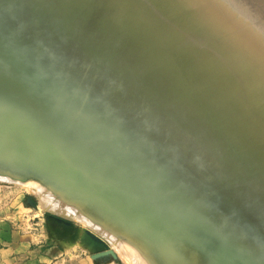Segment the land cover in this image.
I'll list each match as a JSON object with an SVG mask.
<instances>
[{"label": "bare ground", "instance_id": "bare-ground-1", "mask_svg": "<svg viewBox=\"0 0 264 264\" xmlns=\"http://www.w3.org/2000/svg\"><path fill=\"white\" fill-rule=\"evenodd\" d=\"M32 1L34 2V0ZM111 1L140 33L157 47L162 55L163 43L167 39L165 33L157 27L152 19L147 2L145 0ZM153 1L164 13V18L170 29L179 34L183 40V46L192 47L196 51V54L192 53L194 56L199 57L198 54H200L207 60L209 65L205 68L211 75L213 71H217L219 77L228 82V85H224L218 78L214 77L213 79L211 75L203 73L207 77V81H211L209 85H213L214 90L199 91L201 76L192 67L190 69L182 57L176 54L172 47L168 46L172 50H166L164 53L168 56V65L171 71L178 76L177 81L179 82L177 84L180 87H185L183 90L187 95L206 112L211 120L218 123V126L230 135L241 149L251 148L252 157L258 163H255L256 166L258 167L260 162L263 170L264 165L260 157H264L261 150L264 149V144L263 142L260 143L259 139H254V142L248 135V133H252V126L246 128L247 124H250L249 118L246 116L243 119L239 116L236 105L237 101L243 103L249 115L264 127V26H261L264 22V0ZM41 3L49 11L56 13L65 25L70 26L78 33L77 37L90 40L105 55L114 58L115 64H119L116 54L119 46H122L120 36L108 24L107 18L105 19L106 16L104 17L106 12L103 11L102 13L99 9L101 5L98 6L94 0H41ZM1 18L0 16V47H2L0 55L3 54L2 57L4 58L0 63V130L9 127L18 135L16 136L17 141L14 143L15 147H13V150L18 151V153L7 149L3 152L0 151V157H39L41 167L37 170L34 166L33 170L36 169L43 174L48 171L53 172L42 165V158L57 153L56 151L52 153L51 149L49 150L54 137L57 138L56 143L60 149L69 150L65 142H67L66 136L68 140L70 136L65 131L78 126L79 124L76 123L79 120L83 122L85 131L89 129L87 134L91 146H94L95 142L98 141L96 138L107 141L105 151L113 150L115 153L110 155L108 152L106 156L113 162L116 161L118 152L116 147L112 145H109L108 149V143H116L110 137L111 134L119 140L118 144L129 147L131 157H121L124 161L119 166L125 168L128 175L140 174L147 179V182L140 183L138 186L137 184H128L129 186L133 185L134 190L136 187L138 198H144L148 202L154 201L155 205H158L156 202H160L163 206L170 203L171 207L167 206L169 209H157L162 213L170 212L174 203V207L180 210L186 209V211L192 210V207H197V204H200L197 210L202 221L199 223L201 226L200 233L201 235H208V228L219 222L213 214L215 211L201 201L199 197L202 193L195 192V189L189 184H184V182L181 184L178 177L183 178L184 173L177 174L173 171L171 157H163L164 154L158 152H156L158 157H154L152 150L148 149L146 152L139 150L140 157H138L137 134L132 132V124L127 126L122 114L104 109L103 103H90L82 112L73 108H66L75 101H85L84 94L72 83L71 77L58 66L55 61L56 58L54 59L50 54H47L44 49L42 53L35 50L26 39L15 32L17 28L14 25L5 23ZM4 28H7L8 31L3 32ZM77 37L72 40H76ZM125 72L130 77L134 76L135 73L126 70ZM141 78H143L142 81L146 89L149 90L151 98L160 103L168 111V115L176 114L177 119L185 124L184 126L189 132L199 128V124L192 118L193 116L187 114L185 110L174 103L173 97L169 96L161 83L156 80L148 81L142 76ZM227 86H230L234 98L229 97L228 93L227 97H224ZM232 101L234 104L231 103ZM175 105L178 107L176 111ZM167 117L169 118V116ZM203 134L211 137L205 132ZM51 136L53 137L52 141L50 140ZM245 137L248 138L249 142H254L257 145L253 143L257 147V153L254 152L250 143L245 141ZM197 139L208 142L210 150L215 151L211 142V140L213 141L212 137L209 140L204 135L198 134ZM214 144L217 146L215 142ZM217 148L221 150L218 146ZM219 152L221 151L216 153L218 156ZM227 153L226 151L221 158L243 175L264 197V189L256 177L258 175L255 174L256 176H254L252 173L248 174L243 171L242 167L236 164L233 159L230 160L227 157ZM80 156L84 157L83 155ZM69 157H74V159L63 161L64 163L60 164L62 169L70 172L69 174L79 172L78 160L75 158L79 155L75 151H70ZM132 158H136L141 163L135 162ZM65 166L68 168L66 169ZM162 169L173 173V178L166 177ZM81 173H85V171H81ZM157 175H160L161 181L157 179ZM178 183L185 186L187 190L178 192L175 189L174 191L170 189L174 185H179ZM189 194L195 195V198L189 197ZM226 195L235 205L247 213V222L254 230L258 231V236L264 239V221L261 219L262 224L259 219L254 218L253 214L243 207L233 194L227 191ZM169 197L171 200H168ZM42 199L41 201L45 204L44 199L46 202V198ZM63 201L60 200L56 205L54 204V207L58 206V209L66 210L65 203L67 201L65 203ZM79 207L74 205V213H79ZM151 213L153 216L157 215L154 210ZM182 215L183 213H181ZM231 217L227 213L229 221H231ZM77 218L79 217L77 216ZM88 219L90 218L88 217ZM184 222L185 220H183ZM170 226L175 229L177 227L176 225ZM185 229V224L177 227V230L183 232ZM249 232L244 225L238 229L230 226L218 235V238L213 242L214 251L220 264H264V261L253 250V246L247 241ZM201 235L199 236L201 237ZM86 237L88 236L86 235Z\"/></svg>", "mask_w": 264, "mask_h": 264}, {"label": "water", "instance_id": "water-1", "mask_svg": "<svg viewBox=\"0 0 264 264\" xmlns=\"http://www.w3.org/2000/svg\"><path fill=\"white\" fill-rule=\"evenodd\" d=\"M0 16L17 28L15 32L19 36L56 58L58 66L71 77L72 83L84 94L85 101H75L66 108L82 112L90 103L99 102L104 104V109L122 114L127 126L132 124V132L137 134L138 157H140L139 150L146 152L147 149L152 150L154 157H158L156 152L163 153V157H171L173 171L177 174L184 173L183 178L178 177L180 181L189 184L195 192L202 193L199 198L215 211L213 214L219 222L208 228V235H201L199 223L202 221L197 213L200 204L186 211V209H177L174 203L173 211L162 213L157 209L170 208V203L163 206L160 202H156L158 205H155L154 201L148 202L144 198H138L136 187L134 190L133 185L128 184L138 186L147 182V179L140 174L128 175L126 169L119 166L124 161L121 157H131L129 147L118 144V141L108 143V149L109 145H112L118 152V157L113 162L106 156L109 152V150L105 151L107 141L96 138L98 141L91 146L87 134L89 129L85 131L83 122L79 120L78 122L76 120L78 126L73 125L75 128L65 131L70 136L69 140L66 136L67 142H65L69 150L60 149L56 143L57 138L54 137L49 150L57 153L42 158V165L54 171L56 181L28 172L21 166L20 162H26L30 166L29 162L35 157H0V172H15L23 176L34 175L42 178L45 184L52 185L50 187L56 188L57 191H68L71 195L82 199L97 217L112 226L119 234L132 241L142 239L147 243L146 246L151 250L158 264H185L180 257L185 259L187 264H220L214 251L213 241L227 227L238 229L242 225L250 231L248 243L264 261V239L258 236V231L247 222V213L226 195L228 190L237 194L264 221V197L243 175L224 159L204 148L193 136L187 135L176 121L154 108L118 74L80 48L67 33L62 31L55 20L41 11L32 0H0ZM2 31L8 30L4 28ZM2 56L3 54L0 55V63L4 58ZM16 136L18 135L9 127L0 130V151L11 149L12 152L18 153L13 150L17 141ZM52 139L51 136L50 140ZM70 151H75L79 155L75 157L78 160L79 172L71 173L75 176L64 171L60 165L63 161L74 159L69 157ZM109 153L113 155L112 153L115 152L111 150ZM58 155L61 157H54ZM176 187L170 189L174 191ZM168 200L171 198L169 197ZM152 210L156 211V216L152 215ZM227 213L233 217L231 221L228 220ZM59 221L73 225L70 221L63 219ZM184 224L185 232L177 230V227ZM170 225L177 227L169 230L167 228H173ZM85 232L101 244V247L92 251L108 248L105 241L94 231L85 230ZM176 240L184 242L189 250L180 254L170 251L168 246ZM92 257L96 260L103 255L94 254Z\"/></svg>", "mask_w": 264, "mask_h": 264}, {"label": "rangeland", "instance_id": "rangeland-1", "mask_svg": "<svg viewBox=\"0 0 264 264\" xmlns=\"http://www.w3.org/2000/svg\"><path fill=\"white\" fill-rule=\"evenodd\" d=\"M94 1L98 4V6L101 5L99 9L102 11V13L103 11L106 12V15H103L104 17L106 16L105 19L107 18L106 20L108 24L116 32V34L120 36L122 46H119L116 54L119 64H115L113 61L114 58L105 55L103 51L90 40L77 37L79 34L76 33L70 26L65 25L56 13L49 11L48 8L41 3V0H34L37 7L41 11L48 13V16L52 17L57 22L56 24L62 29V31L67 33L71 39L77 37L74 42L78 43L77 45L80 48L85 50L96 61L107 66L113 72L118 74L128 83L129 86L133 87L141 96L144 97L145 100L151 103L154 108L163 112L166 116H169V118L174 122L176 121L184 129V132L187 135L193 136L208 151L217 156L218 154L216 153L221 151L219 152L218 157H222L226 151L230 153H227V157H229L230 160L233 159L236 164L242 167L241 169L243 171L247 172L248 174L252 173L254 176L258 175L256 177L259 179L261 187L264 189V168L262 170V164L260 162L258 167L256 166L255 163L257 162L255 161L254 157H252V149H241L230 137V135L224 132L223 129L218 126V123L211 120L207 116L206 112L187 95V93L183 90L185 87L183 88V86H181V88L177 84V82H179L177 81L178 76L176 73L171 71L168 65V56L164 53L166 50H172L170 47L174 49L176 54L182 57L190 69L192 67V69L201 76L202 80L198 88L199 91H203L205 89L214 90V86L209 85L211 84V81H207V77L203 75V73L211 75V73H209V71L205 68V66L207 67L209 65L207 60L204 59L200 54H198L199 57L194 56L193 54H196V51L192 47L183 46V40L176 31L170 29L164 18V13L161 11V9H159L155 2L153 0H145L151 12L152 19L156 23L157 27L165 33V37L167 39V41L164 40L163 43L164 50L162 55L160 54V51L157 49V47H155L149 39H147L132 25L130 20L120 11L119 8L115 6L111 0ZM2 20L5 23H8L7 20ZM261 26H264V22ZM32 46L38 52H43V49L36 48L34 45ZM125 70L129 72H135L134 76H128ZM141 76L147 78L148 81L152 82L156 80L157 82L161 83L169 96L173 97L174 103L182 110H185L187 114L192 115V118L195 119L199 124V128L203 132L210 135L217 146L221 148V150H219L214 142L210 139L211 137L209 138L203 134L197 125L196 127L198 130L195 128L196 131L189 132L187 128H185V124L177 119L176 114L171 116L168 115V111L164 109L160 103L151 98L149 90L146 89ZM211 76L213 79L215 77L221 80L224 85H228V82L219 77L217 71H213ZM227 93L229 97L234 98V94L231 92L230 86L225 88V98L227 97ZM231 103L234 104V101ZM176 105L174 106L175 111L177 110L176 108H178ZM236 106L238 107L237 109L239 116H241L243 119L246 116L249 118L251 125L247 124L246 128H250L252 126V133L247 132L248 135L253 140L259 139L260 143L263 142L264 144V127H262L252 116L249 115L243 103L237 101ZM198 134L204 135L207 137V139L211 140L215 151L212 152L210 150L208 142H202L201 140H198ZM110 137L119 142V140L113 134H111ZM245 141L250 143L254 152L257 153V145L254 143L255 140L252 142L256 146L249 142L248 138L246 137ZM261 150L264 154V149L262 148ZM142 156L145 157V155ZM132 159H134L135 162L141 163L136 158ZM260 159L264 165V157H260ZM29 163L31 164L30 167L26 164V162H21L20 164L22 167L24 166L23 168L28 172H33L34 174L37 173L41 176H45L49 180L56 181L53 179L55 178L54 176H56L55 173H53L54 171H48L49 175L48 172H46L47 174H43L37 171L41 167L39 157H35V159ZM34 166H36V169L38 168L37 170L35 169L36 172L33 170ZM26 167H28V169H26ZM162 170L164 171L165 169ZM164 173L166 177L169 178H171L173 174L168 171H164ZM73 175L75 176V174ZM157 179L160 181L162 180L160 175H157ZM181 184L183 183L181 182ZM181 184H179L180 186L174 185L177 186L175 188L176 191L184 192L187 190L186 187L182 186ZM50 186L52 185L48 186L47 183L45 184L42 178L34 175L23 176L15 172H0V220L14 221L13 223L16 229H19L28 235H32L33 241L37 242L38 245H41L43 249L52 254L51 256H57L59 252H68L77 248V250L86 252L91 256L94 254L103 255V257L96 259L95 261H101L106 264H158L151 250L146 246L147 243H145L142 239H139L138 241L127 239L123 235L119 234L114 228H112V226L105 224L103 220L97 217L93 210L88 205H86L85 201L80 198L77 199L78 197L70 195V193L67 191H57L56 188H52ZM40 191L42 192L40 193ZM228 192L233 194L235 198L242 204V206L250 211L254 218L256 217L259 219L263 224L261 218L243 202L241 197L232 193L230 190H228ZM188 196L195 198V195L193 194H189ZM41 198H46V202L44 199L45 204H43ZM60 200H64V203L67 201L65 203L67 206L66 210L58 209V206L54 207V204L56 205V203H58ZM74 205L80 206L79 213H74ZM77 216L79 218H77ZM88 217L90 219H88ZM59 219L70 221L73 225L71 226L69 224L60 222ZM85 230L94 231L97 236L101 237L105 241L108 248H103L97 252L92 251L101 247V244L90 237L85 232ZM120 232L123 233L121 230ZM86 235L88 237H86ZM187 247L181 240H176L168 246V248H171L169 250L173 251L175 254H180V252L183 253L184 251L187 252L188 250L186 249L189 248ZM180 260L187 264L185 259H182V257H180Z\"/></svg>", "mask_w": 264, "mask_h": 264}, {"label": "crops", "instance_id": "crops-1", "mask_svg": "<svg viewBox=\"0 0 264 264\" xmlns=\"http://www.w3.org/2000/svg\"><path fill=\"white\" fill-rule=\"evenodd\" d=\"M13 222L0 220V264H106L77 248L51 256L33 241L32 235L16 229Z\"/></svg>", "mask_w": 264, "mask_h": 264}]
</instances>
